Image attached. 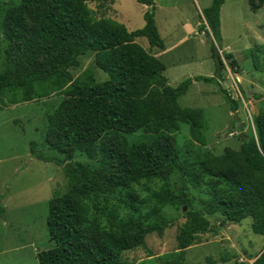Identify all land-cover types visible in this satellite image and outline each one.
<instances>
[{"label": "trees", "instance_id": "obj_1", "mask_svg": "<svg viewBox=\"0 0 264 264\" xmlns=\"http://www.w3.org/2000/svg\"><path fill=\"white\" fill-rule=\"evenodd\" d=\"M91 1L20 0L6 9L0 21L5 44L0 96L8 95L10 104H19L60 95L47 118L45 144L54 150L93 144L97 155L94 164L64 165L69 174L86 169L89 176L73 181L67 192L48 201L46 227L52 246L37 253L38 264H135L137 258L126 255L138 250H145L150 258L147 237L162 238L173 222L160 215L167 205L188 210L176 236V259L160 264H184L188 248L201 244L206 234H217L209 220L216 215L221 217L220 225L251 218L252 232L264 238V109L252 117L250 133L239 136L237 150L183 158L172 135L182 124L189 126L195 143H206L203 112L178 104L192 80L215 83L231 111L237 110V103L217 80L224 65L216 49H211L216 76H197L171 87L164 63L136 43L137 38H146L150 48L165 49L153 1L136 0L149 10L143 14L144 26L135 31L114 19L97 18L88 6ZM223 3L213 0L204 13L215 38L220 35ZM248 3L254 12L264 6V0ZM2 6L0 0V10ZM88 54L106 80L97 81L90 72L73 79L71 69ZM226 57L235 66L231 56ZM138 131L143 136L131 144L127 136ZM31 152L46 161L33 148ZM173 176H177L174 190L167 186ZM152 180L163 181L164 186L140 200L132 187ZM189 187L205 190L201 209L194 208ZM122 192L126 200L120 198L112 205L101 224L99 217L108 209L110 197ZM148 203L152 205L143 211ZM122 204L129 212L120 216ZM3 212L0 195V216ZM251 264H264V251Z\"/></svg>", "mask_w": 264, "mask_h": 264}, {"label": "rangeland", "instance_id": "obj_2", "mask_svg": "<svg viewBox=\"0 0 264 264\" xmlns=\"http://www.w3.org/2000/svg\"><path fill=\"white\" fill-rule=\"evenodd\" d=\"M19 1L2 0L0 21L6 9L16 6ZM152 1L157 31L168 51L161 54L157 48H150L146 38H137L136 43L151 55L161 54L157 57L166 66L164 75L168 84L176 87L197 76H216L211 52L214 47L224 65L221 79L217 77V80L237 103V110L232 112L215 83L192 80L187 92L178 99V104L182 108L203 112L206 143L204 146L195 143L190 137L189 126L182 124L172 135L183 158L193 159L204 153L218 156L227 149L237 150L241 145L239 136L250 133L252 117L264 109V6L254 12L248 0H224L219 12L220 35L215 38L204 18L205 10L213 0ZM88 6L97 18L114 19L128 31L141 29L144 26L143 14L149 10L148 6L136 0H93ZM201 25H204L202 30ZM4 45L0 32V70ZM226 56H231L235 66L230 65ZM85 72L93 74L97 81L107 79V75L95 66L92 54L81 57L79 67L71 69L73 79L82 77ZM8 97L0 96V194L6 195L7 186L9 194L2 203L6 209L1 216L8 219L10 216L13 221H8L11 229L2 228L0 222V264H38L36 252L52 246L45 223L47 201L53 195L61 196L67 192L73 181L81 182L89 176L86 169L82 173L69 174L64 165L69 162L94 164L97 155L93 144L64 148L63 151L50 149L45 144L47 118L58 106L60 95L19 104H10ZM143 133L138 131L128 135L127 140L135 143ZM32 148L46 161L34 157ZM176 179L177 176H173L167 186L174 190ZM163 186V181L152 180L132 188L143 200ZM189 190L194 196V208L201 209L199 201L205 199V190L200 187H189ZM120 198L125 199V192L110 197L108 209L99 217L101 224L106 221L104 214L112 205L119 203ZM151 205L148 203L143 211ZM187 210V207L181 210L171 205L161 210L160 215L173 222L162 238L156 235L147 237L146 246L152 257L147 258L145 250L125 255L136 257L135 264L174 261L178 254L176 236L184 222L182 214ZM118 211L123 216L129 209L122 204ZM209 220L217 234H206L201 244L188 248L184 264H234L235 261L251 264L264 251V238L252 232L251 218L239 224L224 225L219 224L220 216L209 217ZM15 247H18L17 251H14Z\"/></svg>", "mask_w": 264, "mask_h": 264}, {"label": "crops", "instance_id": "obj_3", "mask_svg": "<svg viewBox=\"0 0 264 264\" xmlns=\"http://www.w3.org/2000/svg\"><path fill=\"white\" fill-rule=\"evenodd\" d=\"M168 51V48H167V46L165 45V49L163 50V51H161V54H163V53H165V52H167ZM160 53H159V55H161ZM158 55V53L157 54H155V56L157 57V56H159ZM168 80V79H167ZM6 189H7V193H6V195H4V197H3V195L2 194H0L1 196H2V203H3V201L4 200H6L7 198H8V194H9V189L7 188V186H6ZM48 202V201H47ZM4 205V204H3ZM4 209H6L5 208V206H4ZM47 214H48V212H47ZM46 217H47V215H46ZM46 217H45V223H46ZM8 221H13V219L9 216V219L7 218V217H5V218H3L2 216L0 217V222L2 223V228H9V229H11L10 227H11V225H9L8 226ZM4 224H6V226H4ZM14 229V228H13ZM8 236V235H7ZM13 244H15L14 242H12ZM21 248H23V246H20ZM18 247H15L14 248V251H17L16 249H17ZM41 250H38L37 252H36V255H37V253L38 252H40ZM2 252H4V251H2Z\"/></svg>", "mask_w": 264, "mask_h": 264}, {"label": "water", "instance_id": "obj_4", "mask_svg": "<svg viewBox=\"0 0 264 264\" xmlns=\"http://www.w3.org/2000/svg\"><path fill=\"white\" fill-rule=\"evenodd\" d=\"M183 210H185V207L183 208Z\"/></svg>", "mask_w": 264, "mask_h": 264}]
</instances>
